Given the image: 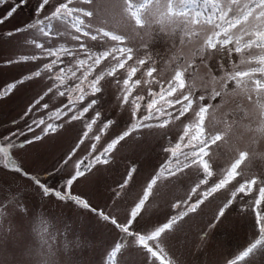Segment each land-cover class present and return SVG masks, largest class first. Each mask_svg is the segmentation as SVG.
Returning a JSON list of instances; mask_svg holds the SVG:
<instances>
[{"label": "snow or ice", "instance_id": "obj_1", "mask_svg": "<svg viewBox=\"0 0 264 264\" xmlns=\"http://www.w3.org/2000/svg\"><path fill=\"white\" fill-rule=\"evenodd\" d=\"M4 45L0 70L15 74L0 83V103L31 93L0 130L4 239L41 264H82L89 242L74 218L87 216L112 234L101 264H181L184 224L218 201L197 251L235 213L253 238L223 264L264 253V0H0ZM240 126L247 142L235 138ZM53 140L66 147L47 179L15 155ZM149 140L154 162L146 173L125 165L108 203L74 191Z\"/></svg>", "mask_w": 264, "mask_h": 264}, {"label": "rangeland", "instance_id": "obj_2", "mask_svg": "<svg viewBox=\"0 0 264 264\" xmlns=\"http://www.w3.org/2000/svg\"><path fill=\"white\" fill-rule=\"evenodd\" d=\"M21 18H26V14ZM154 50L159 51L162 56L167 55V49L163 41H159L154 46ZM8 51L7 45L0 47V55H5ZM185 54H189L187 49H185ZM14 74L15 70H0V83L10 80ZM197 79L199 80V77ZM29 95H31L29 92L17 93L10 100L0 103V130L5 126L10 127V124L5 122L10 121L12 117L17 115ZM235 138L247 142L248 134L243 126L236 130ZM150 145V140L143 148L130 143L121 150L120 156L124 159L118 161L117 167L108 170L97 179L82 181L75 186L74 191L86 195L93 204L103 206L108 203L109 189L120 179L125 165L130 161H136L142 165L141 172L146 173L148 170L147 161L153 159L154 162V158L150 155ZM65 147V140H53L28 151H17L15 155L22 158L23 164L28 170L39 173L42 179H47L43 173L56 164ZM256 153L257 165L264 166V144L257 145ZM49 183L54 184L55 180H50ZM28 191L31 192V189ZM171 195L183 196V189L176 188ZM28 199L31 205L38 202L36 198L31 196ZM217 203L218 201H214L204 209L200 216L193 217L184 224L183 233L187 236L186 246L176 251L181 264H223V259L228 253L238 247L242 248L253 238L245 221L232 213L217 229L204 250L198 252L197 244L201 243L198 241V235L211 218ZM114 211L122 219L125 213V204L119 202ZM165 211H167V208H162V213ZM74 219L77 232L89 242L88 247L77 251V258L82 264H101L104 248L112 239L111 232L90 217L81 216ZM4 227L7 228V222H5ZM3 237L4 233H0V264H41L43 257L37 255L34 250H28L14 244L11 236H8L7 239ZM56 259L57 264H63L64 258L62 256L58 255ZM250 264H264V253H258L251 258Z\"/></svg>", "mask_w": 264, "mask_h": 264}]
</instances>
